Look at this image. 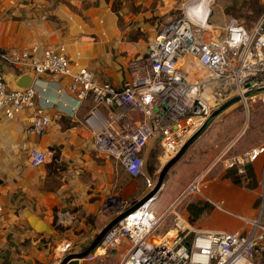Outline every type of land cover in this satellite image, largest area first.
Returning <instances> with one entry per match:
<instances>
[{"label":"built area","instance_id":"obj_1","mask_svg":"<svg viewBox=\"0 0 264 264\" xmlns=\"http://www.w3.org/2000/svg\"><path fill=\"white\" fill-rule=\"evenodd\" d=\"M203 28L188 17L161 25L148 42L142 71L122 88L96 82L85 67L72 71L63 46L0 49V112L14 119L35 103L32 85L8 88L6 70L16 76L31 73L33 79L48 74L70 77L69 90L76 92L78 102H91L83 125L92 131L96 151L138 176L140 154L152 139L157 138L161 149L173 156L186 136L230 99L239 97L240 102L252 103L260 98L264 103V11L249 31L230 20L222 34L205 39ZM194 61L204 70L203 76L198 77ZM255 91L262 92L244 97ZM136 115L138 119H134ZM49 123V116L38 108L26 132L41 134ZM29 159L32 166L45 161L39 151H30ZM255 164H259L261 193L256 215L246 219L244 232L200 231L186 217L173 212L171 227L155 235L163 216H156L153 196L113 226L94 255L103 256L124 241L129 247L120 264H255L264 254V143L225 162L242 183ZM147 187L153 188L149 180ZM194 187L189 186L181 198ZM131 206L110 194L103 199L100 212L114 218ZM171 211L174 207L168 213ZM57 249L65 254L71 245Z\"/></svg>","mask_w":264,"mask_h":264},{"label":"crops","instance_id":"obj_2","mask_svg":"<svg viewBox=\"0 0 264 264\" xmlns=\"http://www.w3.org/2000/svg\"><path fill=\"white\" fill-rule=\"evenodd\" d=\"M193 17L202 26L199 14ZM133 22L146 31V40H128L120 14L101 1L0 0V49L63 46L72 71L85 67L96 82L122 88L142 71L148 42L156 34V22L137 17ZM70 84V77L41 75L31 83L36 90L33 108L14 119L0 112V264H60L65 256L88 249L113 219L103 215L100 206L119 184L121 169L108 157L101 160L92 131L83 125L91 102L79 103ZM38 108L50 123L41 134L27 133ZM30 151L43 153L44 163L32 166ZM249 169L255 173V185L248 178L209 186L208 209L192 223L195 228L247 229L246 219L256 215L261 193L259 164ZM66 243L71 249L62 254L57 248ZM128 247L123 241L103 256L93 250L90 259L88 255L79 263L120 264ZM255 264H264V254Z\"/></svg>","mask_w":264,"mask_h":264},{"label":"rangeland","instance_id":"obj_3","mask_svg":"<svg viewBox=\"0 0 264 264\" xmlns=\"http://www.w3.org/2000/svg\"><path fill=\"white\" fill-rule=\"evenodd\" d=\"M94 1L97 4L104 2L120 14V26L126 32L128 40H146V31L141 30V27H133V17H137L140 22H156L157 31L161 25L171 20L190 16L189 6L196 5L198 0ZM198 6L205 13L204 18L207 17V24L210 26L203 28V36L211 39L222 34L225 24L230 20H236L249 31L257 24L264 11V0H208L207 9H203L200 4ZM213 112L205 117L198 129L186 136L181 148L186 147L183 150L180 148L173 156L167 155L161 149L157 138L152 139L140 154V175L127 174L118 164L122 174L113 195L121 197L130 205L151 190L147 187V180L154 186L162 175L161 187L155 194L158 197L152 204L156 216H163L155 235H160L171 227L174 213L189 221L192 219L187 210L190 205L196 208L206 207L207 189L212 183L219 180H230L232 183L238 180L237 183H241L234 171L225 167L226 160L264 143V103L260 98L252 103H234L192 141V137ZM100 158L105 160L107 157L101 154ZM256 175L257 178L258 171ZM198 178L200 180L196 183L197 189L190 190V193L181 198L182 193L194 185ZM172 207L174 211L168 213Z\"/></svg>","mask_w":264,"mask_h":264},{"label":"water","instance_id":"obj_4","mask_svg":"<svg viewBox=\"0 0 264 264\" xmlns=\"http://www.w3.org/2000/svg\"><path fill=\"white\" fill-rule=\"evenodd\" d=\"M7 72H4V80L8 86V88H27L31 85L32 83V75L30 73H24L20 76H16L14 74L7 76ZM262 91H255L250 94H246L244 97L247 98L249 96L258 94ZM239 97H235L233 99H230L226 103H224L221 107H219L217 110H215L205 121L204 125L199 129V131L192 137V141L198 136L200 132H202L216 117H218L224 110H226L228 107L233 105L234 103L240 102ZM186 147V146H185ZM185 147H182L183 149ZM181 148V150H183ZM180 152V151H179ZM162 175L160 176L158 182L153 186V188L145 195L143 196L140 200L136 201L131 207H129L127 210L124 212L120 213L116 217H114L107 225L104 227V229L96 236L95 240L91 244V246L86 249L85 251L77 254H71L65 256L60 264H80L79 260L84 259L86 256H88L96 247L97 245L101 242L102 238L104 235L113 227L115 226L119 221H121L124 217H126L128 214L134 212L137 210L143 203H145L148 199L152 198L157 191L160 189L161 184H162Z\"/></svg>","mask_w":264,"mask_h":264},{"label":"bare ground","instance_id":"obj_5","mask_svg":"<svg viewBox=\"0 0 264 264\" xmlns=\"http://www.w3.org/2000/svg\"><path fill=\"white\" fill-rule=\"evenodd\" d=\"M198 4H200L203 9H207V4H208V0H198L196 5L194 6H189V14L190 16H187L188 18L194 20V15H198L199 14V17H200V21H199V24L202 25V27H210L208 24H207V17L204 18V15L205 13H202V11H200V8L198 6ZM194 11V12H193ZM193 66L195 67V70H196V73L198 75V77H201L204 75V70L201 69L196 63L195 61L192 63ZM200 179H198L195 183H194V188L197 189L198 187V184H196ZM158 197V194L154 196V199H156Z\"/></svg>","mask_w":264,"mask_h":264},{"label":"trees","instance_id":"obj_6","mask_svg":"<svg viewBox=\"0 0 264 264\" xmlns=\"http://www.w3.org/2000/svg\"><path fill=\"white\" fill-rule=\"evenodd\" d=\"M243 131V130H242ZM206 174V172H205ZM204 174V175H205ZM202 177V176H201ZM248 178H250V180L253 181V185H255V174L253 173V170L252 169H249L248 170ZM199 179V178H198ZM197 179V180H198ZM234 182H238V180H235ZM195 188H190V190H193ZM189 190V191H190ZM206 209H208V205L206 207H199V208H196L194 205H190L188 207V213L190 214V217L192 218L191 220H189L190 223H193Z\"/></svg>","mask_w":264,"mask_h":264}]
</instances>
